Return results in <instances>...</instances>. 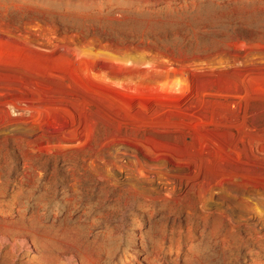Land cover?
<instances>
[{
    "label": "rangeland",
    "instance_id": "obj_1",
    "mask_svg": "<svg viewBox=\"0 0 264 264\" xmlns=\"http://www.w3.org/2000/svg\"><path fill=\"white\" fill-rule=\"evenodd\" d=\"M0 264H264V0H0Z\"/></svg>",
    "mask_w": 264,
    "mask_h": 264
}]
</instances>
